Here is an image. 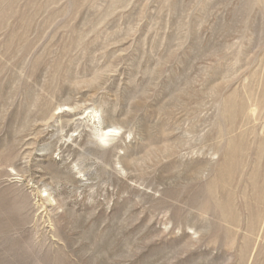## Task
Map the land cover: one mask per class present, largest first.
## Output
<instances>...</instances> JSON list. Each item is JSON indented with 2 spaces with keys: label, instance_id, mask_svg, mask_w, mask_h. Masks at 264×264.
Listing matches in <instances>:
<instances>
[{
  "label": "rangeland",
  "instance_id": "374dc122",
  "mask_svg": "<svg viewBox=\"0 0 264 264\" xmlns=\"http://www.w3.org/2000/svg\"><path fill=\"white\" fill-rule=\"evenodd\" d=\"M0 264H264V0H0Z\"/></svg>",
  "mask_w": 264,
  "mask_h": 264
}]
</instances>
